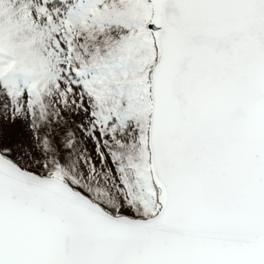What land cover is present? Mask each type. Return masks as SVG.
I'll list each match as a JSON object with an SVG mask.
<instances>
[{
  "label": "snow or ice",
  "instance_id": "obj_1",
  "mask_svg": "<svg viewBox=\"0 0 264 264\" xmlns=\"http://www.w3.org/2000/svg\"><path fill=\"white\" fill-rule=\"evenodd\" d=\"M0 264H264V0H0Z\"/></svg>",
  "mask_w": 264,
  "mask_h": 264
}]
</instances>
